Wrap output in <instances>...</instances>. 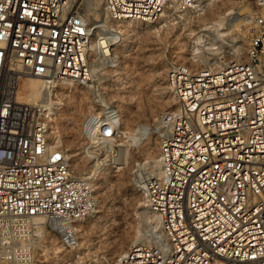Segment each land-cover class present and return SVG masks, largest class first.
I'll return each mask as SVG.
<instances>
[{
    "label": "built area",
    "instance_id": "2783aa9c",
    "mask_svg": "<svg viewBox=\"0 0 264 264\" xmlns=\"http://www.w3.org/2000/svg\"><path fill=\"white\" fill-rule=\"evenodd\" d=\"M206 1L101 0V8L112 20L156 23L201 12ZM252 2L237 57L166 69L172 105L159 118L158 171L134 170L157 227L110 264H264V0ZM93 29L106 31L69 0H0V264H51L50 244L60 248L53 264L89 260L72 248L76 223L97 212L91 172L70 169L48 139L43 106L17 102L15 92L26 76L89 86ZM118 129L111 111L81 122L99 140L118 139Z\"/></svg>",
    "mask_w": 264,
    "mask_h": 264
},
{
    "label": "rangeland",
    "instance_id": "374dc122",
    "mask_svg": "<svg viewBox=\"0 0 264 264\" xmlns=\"http://www.w3.org/2000/svg\"><path fill=\"white\" fill-rule=\"evenodd\" d=\"M72 3L74 8L86 10L92 23L102 19L99 5L94 6L89 0H74ZM205 6L201 12L186 11L172 15L149 28L135 25L137 30L128 32V38L124 36L125 39L115 46V54L120 60L117 66L96 71L89 86L78 85L71 109L61 116L53 130L57 136L55 141L75 152V174L91 172L92 179L95 178L97 212L92 219L83 222L82 238L74 249L88 255L87 264H92V259L100 254L107 256L102 264H110L130 245L129 240L138 234L144 240L147 230L153 229L151 221L143 214L144 199L140 185L134 183V170L153 171L152 161L156 159L161 134L159 118L172 105L164 80L166 69L173 63L195 68L204 67L205 60L210 59L221 63L237 57L245 44L246 25L236 24L244 20L245 8L254 9L252 0H211ZM205 29H219L223 36L213 39ZM93 34L97 36L96 32ZM198 35L205 37L196 42ZM124 47L128 49L126 54ZM23 84L26 87L20 90L27 97L29 85L27 81ZM55 88L53 93L43 90L38 100L31 104L66 107L68 95L62 94L64 88L60 85ZM108 104L114 105V110L121 115L120 140L115 143L123 147H114L112 153L98 147L89 154L85 149L87 145H83L81 122L89 111L98 112ZM97 112L94 115L106 113L105 110ZM125 240L128 244L120 249ZM57 256L49 260L51 264L56 262Z\"/></svg>",
    "mask_w": 264,
    "mask_h": 264
},
{
    "label": "bare ground",
    "instance_id": "6f19581e",
    "mask_svg": "<svg viewBox=\"0 0 264 264\" xmlns=\"http://www.w3.org/2000/svg\"><path fill=\"white\" fill-rule=\"evenodd\" d=\"M69 1H70L71 4H73L72 2L74 0H69ZM89 1L92 2L94 6L95 5L96 6L97 5L100 6V9H99L98 12L102 16V19L101 20H97L96 22L102 23V25L105 27V30H106L105 32H98V30H96V29H93L91 31V36H90L89 45H88V48H89L88 55L91 58L90 71H91L92 74L95 73L96 71H101L104 68H108L109 69L110 67L112 68L113 66H117L118 61H120V60H119L118 56L115 54V46L118 44V42L121 43V41H123L125 39L124 36H126V38H128V35H129L128 32H135L137 30L135 25H137V26L138 25H142V29H143V28H149L152 25L155 26V25L159 24V21L156 22V23H143V22H139V21H136V20H132V19L112 20V19L108 18L106 16V14L102 11L101 0H89ZM210 2H211V0H207L205 2L203 10L206 8L205 5L206 4L209 5ZM76 10L82 17H84L87 20L89 25H93L94 24V23L91 22L90 14H88L86 10H81L78 7L76 8ZM251 12H252L251 9H246V8L244 9V15H249ZM245 19L246 18L244 17V20L237 22L236 25H241L242 23L244 25H246L245 24ZM211 25H213V24H211ZM108 26L110 28H112L113 30H110L108 28ZM214 28H216V27H214ZM246 29H247V27H246ZM246 29H245V31H246ZM218 30L219 29H217V30L215 29V30L211 31V29H205L204 31H206L208 34L212 35L213 39L218 40V39L222 38V36H223V34L219 33ZM93 32H96L97 36H95L93 34ZM203 36L204 35L196 36L195 41L196 42H200L201 38ZM210 39L212 40V38H210ZM106 48H107V50H106ZM124 48H126V47H124ZM110 50H112V51L110 52ZM103 51L104 52L107 51L108 54H109L108 55L109 57L106 60H104V57L101 56ZM124 52L126 54L128 52V49L126 48V50ZM212 61H214V59H210L208 61L205 60V64H206L205 66H211V65H213V66L216 65L217 66V65L221 64V63H218V61H216V60L213 63H212ZM195 64L197 66H199L197 62H195ZM202 65H204V64H202ZM27 77L28 76L20 79L19 82H18V85H17V88H16V92H15V100L17 102H23V103H26V104L34 103L33 101L38 100L37 97H38L39 93H41L45 89H47V93L48 92H52L53 93V92H55V89H56L55 87L57 85H60V86H62V88H64L65 91L62 92L63 95L64 94L68 95V97H67V99H68L67 100L68 101L67 104L68 105L66 107L65 106L62 107V106H60V104H52V105H49V106H45V104L43 103L44 105H42V106H43L44 110L46 111L45 118H44L43 121H44V123H45V125L47 127L49 141H51L55 146L61 147L65 151L66 157L68 159V165H69L70 169L76 171L75 167H76V157L77 156H76L75 152L73 150L66 149L63 145L58 144V142L55 141V138H57V136H55V133H54L53 130L58 125V123H59V121L61 119V116H63L67 111H69L71 109V105H73V100H74V97H75L74 95L76 93L75 90L78 89V85L76 84V82H74L72 80H68V81H60V82L51 83L50 85L45 86V85H43V83H42V81L40 79L35 78V77H29V78H27ZM24 81H27L28 85H29L28 86L29 89H28L27 97H25L24 93H22V90H20V88L24 89L26 87V85H24V84L22 85V82H24ZM113 106L114 105H112V104H108V105H106V108H108V109H100V111L101 110H105V112H107V111L114 112L116 114V116L118 118V122L120 124L121 123V119H120L121 115H119L120 113L118 111L114 110ZM100 111H98V112H100ZM96 112L97 111H89L88 114L91 117H97L99 115H94ZM81 132L83 133L82 130H81ZM130 132H129V134H130ZM124 133H126V132H124ZM132 135H133V132H132ZM82 140H84L83 145L85 147L87 145V147L85 149L89 151V154H91V152L94 151L95 148H98V147H101V148L105 149L108 153H110V152L112 153L114 147H117V148L119 147L120 148L122 146L121 144H116L115 143V142H118L120 140V138L115 139V140H112V139L111 140L110 139H101V140H99L98 137L95 135V133H93L91 131L87 132L86 134L83 133ZM128 142H126V143H128ZM152 162H153L152 163L153 171L149 172L148 169H146L145 171H147L148 173H156L158 171V164H157L156 159L153 158ZM94 182H95V178H93L92 182H91L93 187H94ZM143 214H145L149 218V220L151 221V224H152L150 226H152V228L155 229L157 227V218H156V216L153 213H151L146 208V206L143 209ZM84 228H85V225L83 224V222L76 223L75 230L77 232V242H76V245L72 248L73 250L77 247L78 241L81 240L80 238H82L81 235L83 234V233H81L82 232L81 230L84 229ZM146 238H147V234H145V239ZM139 240H141V239H140L139 234H138L133 239L129 240L130 245L133 244V243L139 242ZM126 241L127 240H125V242ZM127 244H128L127 242L126 243H121L120 244V249H123V247L125 245H127ZM47 249L49 251V254H51L52 257L54 256L52 258L53 260L57 256L56 253L58 251H60V248L57 245H55V244H50ZM81 251H85V250H81ZM105 259L107 260V256L106 255H105Z\"/></svg>",
    "mask_w": 264,
    "mask_h": 264
}]
</instances>
